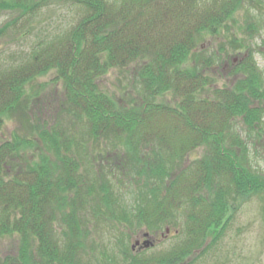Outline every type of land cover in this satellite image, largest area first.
Masks as SVG:
<instances>
[{
	"label": "trees",
	"instance_id": "obj_1",
	"mask_svg": "<svg viewBox=\"0 0 264 264\" xmlns=\"http://www.w3.org/2000/svg\"><path fill=\"white\" fill-rule=\"evenodd\" d=\"M47 1L0 0V8L29 23ZM53 1L77 8L70 29L35 44L24 61L0 65V126L4 116L25 115L26 85L38 75L53 68L62 82L58 120L37 127L56 160L41 152L21 168L22 142L0 144V238L18 237L17 251L0 254V264H106L95 263L90 237L100 220L129 233L177 234L167 250L147 256L119 233L121 260L111 264H187L214 247L209 234L213 243L224 236L238 198L256 195L264 204V176L248 166L249 136L240 134L264 124L263 76L248 52L232 66L240 78L233 87L213 88L202 71L218 61L195 52L255 0ZM190 56L194 70L183 66ZM132 65L141 103L127 107L100 79ZM167 94L168 102L158 101ZM197 148L203 157L186 163ZM125 194L132 202L124 205Z\"/></svg>",
	"mask_w": 264,
	"mask_h": 264
},
{
	"label": "rangeland",
	"instance_id": "obj_2",
	"mask_svg": "<svg viewBox=\"0 0 264 264\" xmlns=\"http://www.w3.org/2000/svg\"><path fill=\"white\" fill-rule=\"evenodd\" d=\"M18 14V10L0 8V27L6 23H12L0 38V65L4 67L24 61L38 42H45L67 32L78 17V10L64 1L51 0L40 7L29 23L25 22L24 18L16 19ZM220 31L217 35L205 36L198 43L195 51L199 52L202 58L211 57L214 61H218L210 69L202 71L210 78L211 86L213 88L233 87L235 81L240 78L232 73V66L241 61L248 52L253 56L264 79V0H255L250 4L243 2ZM183 66L191 69L195 67L191 56ZM133 68L134 65L126 69H111L100 79V87L127 107L141 103L139 78ZM26 93L29 99L24 101V105L29 107L25 110V115L21 119L17 114L4 116L0 126V144L14 140L22 142L15 155V162L21 168L30 167L38 160L41 152L47 153L53 161L56 160L54 154L47 149L38 135L43 122L51 125L58 120L55 113L62 95V82L56 78V70L51 68L38 75L26 85ZM170 99V95L167 94L158 101L168 102ZM41 108H44L43 111H40ZM237 128L241 130L242 127L238 124ZM250 132L244 129L240 131L243 138L246 139V136H249L245 140L246 149L249 152L248 166L257 175L264 176V124L262 129ZM204 153V148L193 150L188 155L186 163L202 158ZM131 202L132 197L125 194L123 204ZM230 216L231 222L223 237L213 243L212 236L208 235L206 242L214 247L205 252L197 251L195 255L188 257L185 263L264 264V204L261 197L251 195L248 198H238L230 211ZM96 224L97 227L94 223L90 226V237L94 242L93 251L96 256L95 263L98 260L100 262L109 260L106 264H111L112 258L116 263L121 260L117 241L119 233L127 234L122 243L133 253H143L147 256L158 255L176 242L177 234L170 229L166 234L165 231L157 234L149 233L148 238L154 242V245L143 248L141 243L145 238L142 235L147 232L144 227L129 233L125 226L116 222L100 220ZM135 240H139L140 244L132 249L131 245ZM17 247L16 235L0 238L1 255L13 254L17 251ZM105 256L109 259H104Z\"/></svg>",
	"mask_w": 264,
	"mask_h": 264
},
{
	"label": "water",
	"instance_id": "obj_3",
	"mask_svg": "<svg viewBox=\"0 0 264 264\" xmlns=\"http://www.w3.org/2000/svg\"><path fill=\"white\" fill-rule=\"evenodd\" d=\"M169 232V229H166V233ZM145 239L142 241L141 245L143 248L152 247L154 245V242L149 240V233L144 232L142 235ZM139 243V240H135L134 244L131 245V248L134 249Z\"/></svg>",
	"mask_w": 264,
	"mask_h": 264
},
{
	"label": "flooded vegetation",
	"instance_id": "obj_4",
	"mask_svg": "<svg viewBox=\"0 0 264 264\" xmlns=\"http://www.w3.org/2000/svg\"><path fill=\"white\" fill-rule=\"evenodd\" d=\"M139 245V244H138Z\"/></svg>",
	"mask_w": 264,
	"mask_h": 264
}]
</instances>
